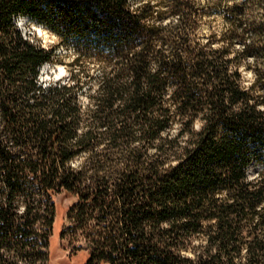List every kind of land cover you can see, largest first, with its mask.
I'll return each instance as SVG.
<instances>
[{
  "label": "trees",
  "instance_id": "1",
  "mask_svg": "<svg viewBox=\"0 0 264 264\" xmlns=\"http://www.w3.org/2000/svg\"><path fill=\"white\" fill-rule=\"evenodd\" d=\"M59 193L112 220L84 264H264V0H0V264Z\"/></svg>",
  "mask_w": 264,
  "mask_h": 264
},
{
  "label": "rangeland",
  "instance_id": "2",
  "mask_svg": "<svg viewBox=\"0 0 264 264\" xmlns=\"http://www.w3.org/2000/svg\"><path fill=\"white\" fill-rule=\"evenodd\" d=\"M17 25L29 41L35 44L47 48L54 42L53 35L26 17H22L17 22ZM37 26L43 32H40ZM59 52H63V50L61 49ZM61 61L63 63L67 62L68 58H64ZM63 63L60 60H54L51 64L44 65L41 68L39 82L42 85H46L49 81L65 78L67 72ZM243 73L245 74V85H248L251 74L249 71H244ZM52 202L54 206L53 223L52 228L48 229V242L44 250L46 254L44 264H84L88 258L91 246L84 238V235L88 231L92 232L100 226L108 225L112 220L109 218L102 219L95 212L92 217L87 216L84 219L75 217L77 210L74 211L73 215L70 211L73 209L72 205L77 202V198L64 193L55 194L52 197ZM18 209L20 212L23 211V207H18ZM33 209L35 211L33 213L38 215L33 222V229L36 231L33 238L39 241V245H42L44 242L41 232L45 230L43 228L45 225L43 218L46 216V212L44 207H34ZM61 233H63V236H61Z\"/></svg>",
  "mask_w": 264,
  "mask_h": 264
},
{
  "label": "bare ground",
  "instance_id": "3",
  "mask_svg": "<svg viewBox=\"0 0 264 264\" xmlns=\"http://www.w3.org/2000/svg\"><path fill=\"white\" fill-rule=\"evenodd\" d=\"M26 18H27V17H26ZM21 19H22V18H18V19H17V22H19ZM37 27H38V26H37ZM38 30H39L40 32H43V30H41V28H39V27H38Z\"/></svg>",
  "mask_w": 264,
  "mask_h": 264
}]
</instances>
